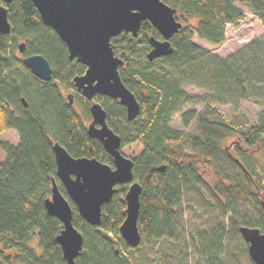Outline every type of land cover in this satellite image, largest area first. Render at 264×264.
Segmentation results:
<instances>
[{
    "label": "trees",
    "instance_id": "16d2710c",
    "mask_svg": "<svg viewBox=\"0 0 264 264\" xmlns=\"http://www.w3.org/2000/svg\"><path fill=\"white\" fill-rule=\"evenodd\" d=\"M164 1L187 22H181L170 37L169 54L146 58L150 48L147 37L161 38L147 19L140 22L135 36L122 31L110 38L113 52L123 58L118 65L119 76L137 98L138 114L128 120L118 99L94 96L104 106L106 122L120 136L121 145L137 140L142 143L132 157L133 175L140 184L138 245L159 237L173 239L183 189L197 186L202 181L204 165L219 156L233 159L245 179L240 181L234 174L214 167L213 191L223 199L225 210L234 214L235 204L241 202L252 211L251 218L242 216L239 221L231 214L229 225L237 232L240 224L262 230L264 211L259 200L264 192V167L254 171L238 156L264 147V108L246 130L236 131L212 102L237 107L240 100L247 99L264 106V33L220 57L191 38L195 33L201 39L220 44L225 38V24L236 25L245 17L235 0ZM242 1L264 24V0ZM0 2L6 5L10 23L7 33L0 31V133L14 129L18 134L15 144L0 139V149L5 154L0 160V264L65 263L55 240L62 223L47 213L44 205L51 179L67 198L72 223L82 234V248L75 264H132L113 246L116 239L122 247H129L118 232L127 184L116 185L112 197L101 205V223L91 225L79 215L55 174L53 141L73 156H94L112 166L111 155L86 132L84 119H90V101L73 85L72 77L82 73L85 65L68 58L65 43L41 22L30 0ZM189 16L198 17L194 27L186 20ZM18 38L24 39L23 53L16 49ZM31 53L47 58L50 80L37 78L22 64V55ZM188 84L208 90V94L192 95L185 88ZM62 85L71 91V103ZM197 102H203L202 111L189 109L181 113L183 125L194 120V131L169 125L175 112L185 104ZM75 103L81 105L82 114L75 109ZM183 144L186 148H182ZM161 164L163 169H158ZM225 229L224 222L219 221L194 232L195 252L205 258V264H222L219 256L223 252Z\"/></svg>",
    "mask_w": 264,
    "mask_h": 264
},
{
    "label": "water",
    "instance_id": "95a60500",
    "mask_svg": "<svg viewBox=\"0 0 264 264\" xmlns=\"http://www.w3.org/2000/svg\"><path fill=\"white\" fill-rule=\"evenodd\" d=\"M6 3L10 0H4ZM36 7L41 22L50 26L65 43L67 55L85 65L80 74L72 77L74 87L88 99L90 121L86 125L88 136L98 139L112 157V166L94 156H73L57 141L52 143L55 174L68 198L75 204L79 215L89 224L101 223V205L116 191V184L126 183L123 198L125 207L118 232L125 243L134 247L140 241L137 227L140 184L134 178L132 158L120 150V136L106 122V110L94 96L106 95L125 108V116L133 119L139 112V102L133 92L122 82L118 65L123 58L113 52L110 38L122 31L132 36L138 33L140 22L150 21L161 38L147 37L150 48L146 58L169 54L170 37L179 29L181 21L175 16L176 8L164 0H30ZM10 23L7 8L0 2V31L7 33ZM24 41L17 43L23 53ZM22 64L41 80L51 79V66L41 53L24 54ZM72 102L71 92L66 94ZM20 100L26 104L24 98ZM238 161V159L236 158ZM164 164L157 166L163 169ZM264 211V192L259 200ZM44 205L47 213L57 217L62 227L55 235L60 245L64 264H75L82 248V234L72 223V212L67 198L51 179L49 196ZM263 229L240 224L238 231L247 242V253L253 264H264Z\"/></svg>",
    "mask_w": 264,
    "mask_h": 264
},
{
    "label": "rangeland",
    "instance_id": "374dc122",
    "mask_svg": "<svg viewBox=\"0 0 264 264\" xmlns=\"http://www.w3.org/2000/svg\"><path fill=\"white\" fill-rule=\"evenodd\" d=\"M234 3L241 8L245 17L240 19L236 25L231 23L225 24V38L220 44H213L209 41L201 39L195 35L192 41L199 46L215 53L220 57H226L230 53L246 45L251 40L264 33V24L254 14L249 6L242 0H235ZM178 20L183 22V16L175 11ZM191 27H194L198 21L197 16H189L186 18ZM184 21L183 23H185ZM187 23V22H186ZM24 41L22 38L16 40L17 43ZM19 52V51H18ZM65 93L71 92L63 85L61 87ZM187 91L195 96L208 94V90L194 86L185 85ZM219 110L221 116L230 122L234 128L246 130L248 126L255 122L259 112L264 108L263 105L242 99L237 107H233L230 103L212 102ZM75 109L82 114V107L75 103ZM189 109L202 111L204 109L203 102L195 104H185L180 111L175 112L169 121V125L174 128H181L185 131H194V120H190L185 126L181 121V113ZM216 112H214L215 114ZM90 121L89 118L84 119V123ZM238 133V132H237ZM0 138L10 143L18 140V134L14 129H7L0 133ZM178 141V140H176ZM140 141H133L128 144L120 145L121 152L132 158L141 149ZM182 148H186L183 144ZM4 152L0 149V160L4 158ZM244 165H249L252 170L264 167V147H259L253 151L238 156ZM218 167L234 174L238 180L244 181V176L240 172L241 168L233 161L225 156L210 159L209 163L204 165L201 176L202 181L197 186L184 188L182 191V199L180 204V218L176 224V231L173 239L159 237L149 243L136 245L134 247L124 248L115 239L114 247L119 249L122 254L127 256L132 264H205V258L199 256L194 249V241L192 236L194 232L201 231L211 227L219 221H223L226 229L223 238V252L219 258L222 264H253L247 253V242L242 238L241 234L231 228L229 225V216L233 212L225 210L223 199L218 196L212 188L213 177L212 168ZM117 185V184H116ZM50 194V193H49ZM48 194V196H49ZM236 213L234 218L239 221L242 216L252 217L250 206L246 203L237 202L235 204ZM36 237L33 239V243Z\"/></svg>",
    "mask_w": 264,
    "mask_h": 264
},
{
    "label": "crops",
    "instance_id": "0c3cea01",
    "mask_svg": "<svg viewBox=\"0 0 264 264\" xmlns=\"http://www.w3.org/2000/svg\"><path fill=\"white\" fill-rule=\"evenodd\" d=\"M3 132H4V131H3ZM1 133H2V132H1ZM0 139H2V138H0ZM16 142H17V141H16ZM16 142H15V143H16ZM15 143H13V144H15Z\"/></svg>",
    "mask_w": 264,
    "mask_h": 264
}]
</instances>
